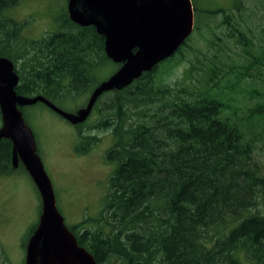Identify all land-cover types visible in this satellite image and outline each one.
<instances>
[{"label": "trees", "instance_id": "obj_1", "mask_svg": "<svg viewBox=\"0 0 264 264\" xmlns=\"http://www.w3.org/2000/svg\"><path fill=\"white\" fill-rule=\"evenodd\" d=\"M19 1L0 0V14ZM243 8L235 1L210 12L223 14L227 40L247 58L242 71L223 73L234 74L229 90L171 85L158 77L169 57L114 90L101 112L95 126L110 130L105 160L114 167L93 228L77 232L88 218L72 228L98 264H264V100L241 115L229 97L243 78L258 77L250 69L264 67V49L253 53L252 32L236 17ZM20 31L11 17L0 20V56L15 66L17 94L48 98L59 86L81 94L106 78L95 79L103 64L120 66L106 56L94 26H80L67 13L39 39ZM83 123L76 125L78 154L99 139L84 135ZM11 146L0 140V174L12 167Z\"/></svg>", "mask_w": 264, "mask_h": 264}, {"label": "rangeland", "instance_id": "obj_2", "mask_svg": "<svg viewBox=\"0 0 264 264\" xmlns=\"http://www.w3.org/2000/svg\"><path fill=\"white\" fill-rule=\"evenodd\" d=\"M196 7L194 26L170 60L159 64L158 77L175 85H191L198 88L229 90L234 74L224 76L233 69L242 71L247 62L244 49L232 39L227 40V29L221 24L223 14L211 11L233 7L241 2L244 6L239 17L242 28H250L254 43L253 53L264 49V0H191ZM68 0H20L15 6L0 14V20L11 17L21 24V36L39 39L55 31L63 14L67 13ZM68 14V13H67ZM197 25H196V20ZM196 25V28H195ZM116 68L111 63L103 64L95 79L107 78ZM256 77H245L231 93V103L245 114L247 107L264 100V67L252 68ZM209 75L212 79H209ZM217 75V76H216ZM254 89L261 91L256 96ZM55 95L48 99L59 108L76 112L85 106L90 90L73 94L65 88L53 87ZM253 94H252V93ZM114 92H104L82 125L84 135L99 139L84 154L75 152L77 143L76 125L37 102L24 106L22 115L31 128L37 153L51 181L56 205L67 227L81 224L84 218L90 222L79 226L78 233L93 228V218L103 207L107 192V179L114 164L105 160V152L112 144L110 130L95 126L101 112L108 107ZM259 97V98H258ZM1 126V115H0ZM259 157L264 162V144ZM19 161L8 174H0V264H24L26 244L38 225L41 200L32 179Z\"/></svg>", "mask_w": 264, "mask_h": 264}, {"label": "water", "instance_id": "obj_3", "mask_svg": "<svg viewBox=\"0 0 264 264\" xmlns=\"http://www.w3.org/2000/svg\"><path fill=\"white\" fill-rule=\"evenodd\" d=\"M68 17L80 26L92 25L104 37L106 56L120 66L90 92L84 107L68 112L47 97L17 94L18 74L13 62L0 56V140L12 142V166L20 161L41 200L37 227L29 237L25 264H98L77 244L56 205L51 181L37 153L31 128L21 106L43 103L73 125L84 122L104 92L121 90L143 72L171 57L194 25L191 0H68Z\"/></svg>", "mask_w": 264, "mask_h": 264}, {"label": "flooded vegetation", "instance_id": "obj_4", "mask_svg": "<svg viewBox=\"0 0 264 264\" xmlns=\"http://www.w3.org/2000/svg\"><path fill=\"white\" fill-rule=\"evenodd\" d=\"M218 13H221V12H218ZM222 14V13H221ZM95 28V27H94ZM96 30V29H95ZM97 32V31H96ZM102 36V35H101ZM103 37V36H102ZM103 42H104V37H103ZM16 71V70H15ZM17 73V72H16ZM18 74V73H17ZM18 77H19V75H18ZM18 83H19V80H18ZM11 152H12V146H11ZM77 226V225H76ZM74 226H71V227H67L70 231H71V233L75 236V238H76V241H77V244L78 245H80V246H83V245H81L80 244V242H79V239H78V235L80 234H76L75 233V229H72ZM34 231V230H33ZM27 245V244H26ZM86 250H88L85 246H83ZM24 264H25V262H24Z\"/></svg>", "mask_w": 264, "mask_h": 264}]
</instances>
